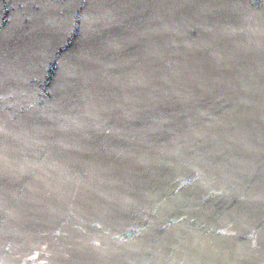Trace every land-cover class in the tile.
<instances>
[{"label": "water", "instance_id": "water-1", "mask_svg": "<svg viewBox=\"0 0 264 264\" xmlns=\"http://www.w3.org/2000/svg\"><path fill=\"white\" fill-rule=\"evenodd\" d=\"M0 264H264V0H0Z\"/></svg>", "mask_w": 264, "mask_h": 264}]
</instances>
